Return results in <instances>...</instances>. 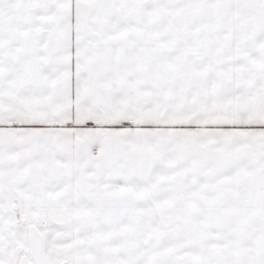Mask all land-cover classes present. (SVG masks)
Returning a JSON list of instances; mask_svg holds the SVG:
<instances>
[{"label":"snow or ice","instance_id":"snow-or-ice-1","mask_svg":"<svg viewBox=\"0 0 264 264\" xmlns=\"http://www.w3.org/2000/svg\"><path fill=\"white\" fill-rule=\"evenodd\" d=\"M0 264H264V0H0Z\"/></svg>","mask_w":264,"mask_h":264}]
</instances>
